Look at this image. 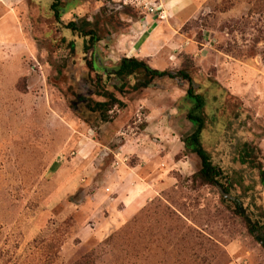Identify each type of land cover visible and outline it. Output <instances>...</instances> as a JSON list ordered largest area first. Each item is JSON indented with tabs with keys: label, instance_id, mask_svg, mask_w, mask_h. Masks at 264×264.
I'll return each instance as SVG.
<instances>
[{
	"label": "rangeland",
	"instance_id": "374dc122",
	"mask_svg": "<svg viewBox=\"0 0 264 264\" xmlns=\"http://www.w3.org/2000/svg\"><path fill=\"white\" fill-rule=\"evenodd\" d=\"M50 1L0 0V264H264L230 201L264 209V16L254 1L234 0L235 15L221 17L206 0L210 12L182 32L208 46L194 57V45H167L150 63L190 66L207 96L202 142L229 197L193 178L200 162L182 139L198 110L185 82L160 79L122 95L110 121H83L91 89L82 67L59 73L66 47ZM62 2V22L98 17L108 68L128 54L119 40L136 47L141 27L129 26L149 13L133 0ZM244 142L259 148L262 171L240 161Z\"/></svg>",
	"mask_w": 264,
	"mask_h": 264
},
{
	"label": "trees",
	"instance_id": "16d2710c",
	"mask_svg": "<svg viewBox=\"0 0 264 264\" xmlns=\"http://www.w3.org/2000/svg\"><path fill=\"white\" fill-rule=\"evenodd\" d=\"M253 1V12L264 16V0ZM233 2L234 0H221L215 8L219 12H224L233 7ZM67 11L62 0H51L48 5V12L60 31V41L66 47L65 62L59 69V73H63L64 70L66 72V68L70 65L80 66L83 71V79L91 89L89 95H80L82 99V114L80 113V116L83 121L89 123V116L96 117L103 122L110 121L112 109L114 107L121 109L125 106L122 95L148 88L155 78L167 77L180 83L185 82L186 97L195 103L194 109L198 110V113H194L192 110L187 112L186 117L196 122L197 126L182 139L184 147L196 154L200 162V167L193 174V178L203 185L217 186L222 191L229 192L228 186L221 181L222 171L213 163L202 142V133L206 128L207 121L205 112L207 96L204 92L198 91V84L189 71L190 66L185 64L176 71L156 69L151 67L144 58L121 57L115 68H100L101 53L97 55L98 52L93 47L102 39L101 22L98 17L89 20L84 16L62 22L61 17ZM188 22L182 29L189 24ZM256 150L260 151L252 143L244 142L239 158L242 163H248L252 169L262 171L260 164L256 162ZM230 201L233 204V213L243 219L247 233L264 250V209L259 206L255 208V211L248 213L236 201Z\"/></svg>",
	"mask_w": 264,
	"mask_h": 264
},
{
	"label": "crops",
	"instance_id": "0c3cea01",
	"mask_svg": "<svg viewBox=\"0 0 264 264\" xmlns=\"http://www.w3.org/2000/svg\"><path fill=\"white\" fill-rule=\"evenodd\" d=\"M159 1L164 8V15L161 16L154 13H146L142 18H140V20L132 22L129 28L130 30H133L134 33H137L136 27H141V31L139 32L138 36H136L138 37L136 38L137 40H132L133 44L137 43V41L138 43L136 47L127 43L128 41H131L132 36L127 37L123 42L121 39L117 44V49L121 52L117 53L126 52L128 53L126 57L144 58L150 64L152 60L156 58L159 48L166 47L167 45H169L170 48H185L194 45L195 48L198 49L194 50L192 55L194 57L198 56L200 52L199 48H206L208 46L207 41L205 43L197 42L192 37L182 32V27L188 21L196 19L201 13H204L206 11L210 12V2L206 0ZM220 1L221 0H216L217 3ZM219 15L221 17H229L235 15L234 9L232 8L227 11L220 12ZM208 32L209 30L206 31V34ZM129 35L132 34L127 33L126 35H124V37ZM133 48L137 49L134 51ZM143 48H145V50ZM180 52L181 50L177 53Z\"/></svg>",
	"mask_w": 264,
	"mask_h": 264
},
{
	"label": "built area",
	"instance_id": "2783aa9c",
	"mask_svg": "<svg viewBox=\"0 0 264 264\" xmlns=\"http://www.w3.org/2000/svg\"><path fill=\"white\" fill-rule=\"evenodd\" d=\"M133 3L149 13L164 15V8L159 0H133Z\"/></svg>",
	"mask_w": 264,
	"mask_h": 264
},
{
	"label": "flooded vegetation",
	"instance_id": "af4514ba",
	"mask_svg": "<svg viewBox=\"0 0 264 264\" xmlns=\"http://www.w3.org/2000/svg\"><path fill=\"white\" fill-rule=\"evenodd\" d=\"M101 41V40H100ZM93 48H97V44L93 47ZM96 50V49H95ZM97 52V51H96ZM98 55V54H97ZM100 65V68H106L104 65H102V64H99ZM79 77L81 78V79H83V71H80V74H79ZM79 79V78H78ZM160 79H164V78H155L154 80H153V83H151V84H149V87H154L155 85H157L158 84V81L160 80ZM165 79H169V78H165ZM169 80H172V79H169ZM90 93H89V91H88V95H89ZM185 95H186V91H185ZM187 98V97H186Z\"/></svg>",
	"mask_w": 264,
	"mask_h": 264
},
{
	"label": "water",
	"instance_id": "95a60500",
	"mask_svg": "<svg viewBox=\"0 0 264 264\" xmlns=\"http://www.w3.org/2000/svg\"><path fill=\"white\" fill-rule=\"evenodd\" d=\"M221 192H222V194H223L225 197H229V196H230L229 194L223 192L222 190H221Z\"/></svg>",
	"mask_w": 264,
	"mask_h": 264
}]
</instances>
